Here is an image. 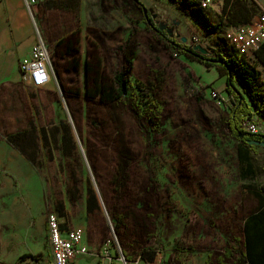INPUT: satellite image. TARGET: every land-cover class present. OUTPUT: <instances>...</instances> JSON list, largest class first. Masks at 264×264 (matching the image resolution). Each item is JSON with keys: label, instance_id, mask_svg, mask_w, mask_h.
<instances>
[{"label": "rangeland", "instance_id": "rangeland-1", "mask_svg": "<svg viewBox=\"0 0 264 264\" xmlns=\"http://www.w3.org/2000/svg\"><path fill=\"white\" fill-rule=\"evenodd\" d=\"M38 12L46 16L47 22L40 20L46 30L43 32L38 20L37 25L52 51L60 36L77 32L82 66L79 74L66 72L62 82L54 76L40 88L0 83V218L9 206L23 203L24 190L42 184L48 200L62 201L74 216L84 218L85 228L80 223L76 226L85 230L90 241H102L98 248L92 246L94 254H99L107 264H124L94 171L102 175L110 188L108 181L119 139L134 150L131 188L141 193L138 206L155 217L161 239L162 246L150 264H164L173 255L171 246L176 239L193 243L196 249L182 254L177 264H206L208 254L210 264H234V255L224 256V251L240 244L243 220L258 207L257 200L247 194L244 186L252 182L264 186V146L255 144L254 176L246 175L235 158L237 141L225 124L231 105L224 90L225 77L215 67L206 68L165 45L169 43L162 37L159 40L145 19L148 14L166 36L180 37V44L191 45L197 42L192 30L203 28L201 17L175 7L171 0H74L72 6L47 14L38 8ZM93 29L99 31V39L94 37ZM130 32L138 46L129 82L156 84L154 92L163 103L160 130H154L151 136L132 111L117 109L116 113L121 114L117 133L108 107L87 102L81 93L79 99L71 101V111L64 96L63 85L67 90L79 87L83 92L80 77L91 43H97L104 65L101 72L108 74L119 65L114 48ZM218 38V33L213 32L207 40ZM248 58L253 62V58ZM155 76L162 77L163 82L155 81ZM185 77L194 90L202 91L200 100L185 92ZM213 92L219 96V104ZM60 120L71 127L76 146L73 156L64 158L55 148L41 147L40 166H35L4 142L5 134L27 126L29 121L37 127L47 126L50 132ZM260 125L264 128L262 120ZM262 127L259 128L264 131ZM150 176L155 182L153 193L145 192ZM88 182L98 202V209L92 214L81 212ZM68 185L78 188L74 197L67 193ZM145 203H150L149 209Z\"/></svg>", "mask_w": 264, "mask_h": 264}, {"label": "trees", "instance_id": "trees-1", "mask_svg": "<svg viewBox=\"0 0 264 264\" xmlns=\"http://www.w3.org/2000/svg\"><path fill=\"white\" fill-rule=\"evenodd\" d=\"M171 1L175 7H182L184 10L195 13L197 17H201L202 30H192L197 40L196 43L182 45L178 42L180 37L170 38L158 30L148 14L145 19L157 32L158 39L163 38L169 43L165 45L179 50L180 53L198 61L206 68L215 67L218 74L225 77L224 90L231 100L225 124L231 137L237 141L234 149L238 165L244 167L246 175L254 176L252 153L256 145L250 141L258 140L257 144L262 145L264 132L248 133L241 128V123L245 120L257 125L261 120L264 122V80L261 79V73L264 71V40L255 49L252 62L248 55L240 53L239 45L231 37L228 27L250 23L252 16L260 8L255 0H233L230 7V0H225L220 12L214 11L212 7H203L200 0ZM43 4L46 8H66L72 6L74 0H45ZM246 12L250 14L249 17L246 16L243 21H235L238 14L243 15ZM37 16H40L39 12ZM213 32H217L219 38L208 41L207 37ZM92 33L98 39L101 36L97 29H93ZM132 33H128L125 39H122L121 43L114 48V53L119 58V65L108 74L101 72L104 70V65L97 43H91L83 62V75L79 76L83 80V92L79 87L71 91L63 85L64 96L70 104L71 111L74 110L71 101L79 99L81 93L87 102L108 107L111 121L114 122V130L117 133L121 126V114L116 113L117 109L122 107L124 110L132 111L134 118L142 121L141 125L145 133L151 136L154 130H160L163 103L154 92L156 84L146 85L140 80L129 82L138 46ZM75 35L77 32L60 36L51 52V63L59 82H62V77L66 72L74 71L79 74L81 71L80 47L77 46ZM202 50L204 52H201ZM259 65L263 66V69H260ZM154 79L158 83L163 82L160 76H155ZM183 83L185 92L200 100L203 96L202 91L194 90L187 77L184 78ZM51 129L49 132L47 126L37 127L33 121H29L27 126L5 134V141L35 166H40V140L42 147H47L49 150L55 148L61 157L73 156L76 146L69 123L60 120L57 126ZM117 142L114 164L108 181L110 188L106 187L102 175L96 173L95 169L96 181L125 260L128 263L139 261L150 264L154 262L158 249L162 246L157 223L151 212H144V208L138 206L141 202V193L131 188V169L135 161L134 150L123 140L117 139ZM71 179L73 182L78 181ZM146 182L145 192H155L153 191L155 186L153 178L150 176ZM244 187L247 194H252L257 200L258 207L243 220L240 244L227 248L224 256L234 255V264H264V186L252 182ZM66 191L74 197L78 188L68 185ZM85 203L87 214H92L98 209L97 197L89 182L86 184ZM145 204L146 209H149L150 203ZM56 208L62 211L61 201H57ZM235 240L238 241V239ZM171 250L173 255L164 264H177L182 254L194 252L196 249L193 243L176 239L172 243ZM26 256L31 255H23L21 258ZM210 256V254L206 256V264H210Z\"/></svg>", "mask_w": 264, "mask_h": 264}, {"label": "crops", "instance_id": "crops-1", "mask_svg": "<svg viewBox=\"0 0 264 264\" xmlns=\"http://www.w3.org/2000/svg\"><path fill=\"white\" fill-rule=\"evenodd\" d=\"M44 1L45 0H36L35 4L32 5L31 16L25 7L24 0H0V83L29 84L24 81L18 64L23 57L29 54L30 48L35 41V28L41 33L37 25V20L43 32L46 30L42 27V23L40 22V20L47 22L46 16H37L38 8H41L42 14L60 9L59 7L46 8L43 4ZM232 1L233 0L229 1V7ZM255 2L260 9L252 17H255L258 13L264 12V0H255ZM224 3L225 0H214V3L210 7H212L214 11L220 12ZM35 8L36 10L34 12L33 10ZM239 15L240 14H238L235 19L236 22L243 21L245 17H249L250 14L246 12L243 15ZM48 47L51 50L49 45ZM254 51L255 50H253L248 57L254 58ZM258 67L263 69L261 65ZM259 127L262 126L259 124ZM262 129L264 130L263 127ZM4 142L8 147H11L5 140ZM39 146L40 148L42 147L41 140L39 141ZM13 149L17 151L20 157L28 161L22 153L15 148ZM28 165L31 168V165ZM41 185L38 184L31 188L27 186L28 190H24L25 194L22 198L23 203L18 206H9L8 212L4 213L0 218V264L51 263V261L48 262V252L50 260L51 252L48 243L46 222L49 211H53L57 214L60 227L63 231L72 227H78L76 226L78 223L85 228L84 218L80 216L77 217V215L74 216L67 204L64 205L62 201L63 209L61 212L58 211L56 208L57 202L55 203L53 199H47ZM17 200L18 199L15 198V201ZM14 204L15 202L12 203V205ZM81 212L87 214L85 199ZM88 237L89 235H85V230H83L82 243L87 247V252L77 255L70 264H107L99 254H94L92 251V246L96 245V247H99L100 244L102 245V241L96 244V242L93 243L90 241ZM23 255L31 256L21 258Z\"/></svg>", "mask_w": 264, "mask_h": 264}, {"label": "built area", "instance_id": "built-area-1", "mask_svg": "<svg viewBox=\"0 0 264 264\" xmlns=\"http://www.w3.org/2000/svg\"><path fill=\"white\" fill-rule=\"evenodd\" d=\"M24 2L32 16V5L36 0H24ZM200 2L203 7H210L214 0H200ZM228 31L233 40L237 41L240 53L250 55L264 40V12L253 17L250 23L229 27ZM18 65L24 81L36 88L44 87L55 76L51 63V50L37 28H35V41L29 54L23 57ZM261 79L264 80V71L261 73ZM212 96L219 104L220 99L217 93L213 92ZM241 128L248 133L261 132L259 125L247 120L241 123ZM46 222L51 252L50 264H70L77 255L87 252V247L82 243L83 229L81 227H72L63 231L58 216L53 211L48 212ZM121 260L125 263L122 256Z\"/></svg>", "mask_w": 264, "mask_h": 264}, {"label": "water", "instance_id": "water-1", "mask_svg": "<svg viewBox=\"0 0 264 264\" xmlns=\"http://www.w3.org/2000/svg\"><path fill=\"white\" fill-rule=\"evenodd\" d=\"M201 52H204V50H202ZM251 143H254V144H257L259 141L258 140H253V141H250ZM261 143H262V145L264 146V142H262L261 141ZM119 254L123 257V260H124V264H126V260H125V258H124V256H123V254H122V252H121V249H119Z\"/></svg>", "mask_w": 264, "mask_h": 264}]
</instances>
